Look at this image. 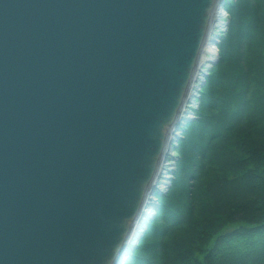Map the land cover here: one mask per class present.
Wrapping results in <instances>:
<instances>
[{"label": "water", "instance_id": "obj_1", "mask_svg": "<svg viewBox=\"0 0 264 264\" xmlns=\"http://www.w3.org/2000/svg\"><path fill=\"white\" fill-rule=\"evenodd\" d=\"M225 1L0 0V264H118Z\"/></svg>", "mask_w": 264, "mask_h": 264}, {"label": "trees", "instance_id": "obj_2", "mask_svg": "<svg viewBox=\"0 0 264 264\" xmlns=\"http://www.w3.org/2000/svg\"><path fill=\"white\" fill-rule=\"evenodd\" d=\"M177 171L124 264H264V0H228ZM161 192V191H159Z\"/></svg>", "mask_w": 264, "mask_h": 264}, {"label": "bare ground", "instance_id": "obj_3", "mask_svg": "<svg viewBox=\"0 0 264 264\" xmlns=\"http://www.w3.org/2000/svg\"><path fill=\"white\" fill-rule=\"evenodd\" d=\"M225 10H219L217 9V11L214 13V17H213V22H212V27H213V31L215 32H210L211 34H209L208 38H207V42H206V45L204 47V51H203V54L201 55V63H202V69L204 71H208L211 67V62L213 59H216V56H217V51L219 49L218 47V42H219V39L223 33V30H224V24H225ZM214 33H216V35H219V39H216V37L214 36ZM211 36V37H210ZM201 69V70H202ZM203 71H201V73L198 74V78L200 79H203ZM197 79V78H196ZM196 79H194L192 85H191V88H190V99H191V107H196L197 104L193 101L195 100L196 98V90L198 89V82L197 84L194 86V83L195 81H197ZM194 86V94H192V88ZM193 98V100H192ZM190 102H187L186 106H185V109L182 108V111L184 109V112L183 114H185L184 117H190L192 116V112H191V108H190ZM183 106V107H184ZM184 119V118H183ZM183 119L181 120V122L183 121ZM180 122V123H181ZM185 126V125H184ZM178 130H176V133ZM178 135V134H176ZM180 136H181V133H180ZM175 142V139L174 141H172V145L174 144ZM165 166H164V163L161 162V166H160V169H159V173L155 179V182L154 184L157 185V182L159 181L158 177L162 175V170H164ZM150 199L148 197V200L146 201L145 203V208L144 210L148 207V205L150 204ZM151 213L148 212V210L146 209L145 212H143L142 216L139 217L138 221H136L135 223V227L134 230H133V233H132V238L130 239L129 243H128V246H127V251L122 255L121 257V260L118 262V264H124V261L126 259V256H127V252H128V249L131 248L132 246V243L134 242L135 239H137L138 235H140L146 228V223L148 221V218L150 217Z\"/></svg>", "mask_w": 264, "mask_h": 264}, {"label": "rangeland", "instance_id": "obj_4", "mask_svg": "<svg viewBox=\"0 0 264 264\" xmlns=\"http://www.w3.org/2000/svg\"><path fill=\"white\" fill-rule=\"evenodd\" d=\"M224 19H225L224 20L225 23H227V24H224V25H227V29L225 31H223V33L225 34V33H227V30H228V27H229V23H230V20H231L230 19V14H229L228 11H227L226 17ZM224 27L226 28V26H224ZM217 54H218V57H217L218 59L216 61L218 62L219 55H220L219 49L217 51ZM215 64H213L212 67H210L209 71H211V69L214 67ZM201 89H202V87H201ZM199 93H201V92H199ZM199 97H197L198 98L197 99L198 103H199ZM196 108H198V104H197ZM194 116H195V113H194ZM180 132H181V135H183L182 134V130H180ZM178 143H179V141H175V144H178ZM175 147L176 146H174L173 150H170V154H169L168 158L165 161H163L165 168H164V170H162V175H161V177L160 176L158 177L159 181L157 182V185H155L154 190L151 191L149 193V195H148L151 203L148 205V207L146 209L151 214L155 213L156 204L159 202V199L156 196V194L157 193L167 194L168 190L171 188L175 173L177 171V166H178L177 162H178V158H179L178 157L179 153H178V150H177L178 146H177V149H175ZM159 191H161V192H159Z\"/></svg>", "mask_w": 264, "mask_h": 264}]
</instances>
